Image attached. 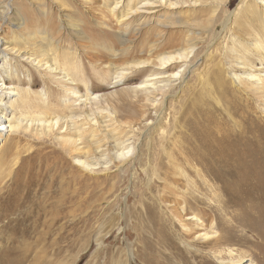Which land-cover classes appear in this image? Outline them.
<instances>
[{
    "label": "rangeland",
    "instance_id": "obj_1",
    "mask_svg": "<svg viewBox=\"0 0 264 264\" xmlns=\"http://www.w3.org/2000/svg\"><path fill=\"white\" fill-rule=\"evenodd\" d=\"M115 1L0 0V70L35 105L27 116L58 118L52 132L36 122L0 140V214L12 210L0 227L40 215L49 238L31 259L46 264H171L169 249L143 238L146 226L165 214L179 233L197 215L204 225L182 238L193 248L231 247L245 264H264V98L241 52L261 53L264 33L241 0L156 3L123 25L107 12ZM141 1L123 0L119 15ZM191 44L184 77L162 70L142 99L141 82L157 70L142 75L133 64ZM29 218L14 227L33 225ZM205 232L222 242L195 238Z\"/></svg>",
    "mask_w": 264,
    "mask_h": 264
},
{
    "label": "bare ground",
    "instance_id": "obj_2",
    "mask_svg": "<svg viewBox=\"0 0 264 264\" xmlns=\"http://www.w3.org/2000/svg\"><path fill=\"white\" fill-rule=\"evenodd\" d=\"M122 2L123 0H116L114 2L115 6L113 8L110 7L107 11L108 13H111V15L117 16L118 21L121 25L125 24V22L122 21L124 17L127 18L130 14L138 13V11L143 7H149V6H153L156 3H160V5L162 6L164 5L169 8H172L171 6L178 4V0L177 2H171V1L169 2L168 0H142L141 1L142 7H137L136 3L134 2L133 5L128 8L127 12L122 13L121 11V14L119 15V10H120L119 4H121ZM218 2L221 3L223 2V0H218ZM239 8H243L244 14L246 16H249L251 20H254L259 30L264 33V0H253L252 2H248L247 0H241L239 4ZM228 18L229 19L226 20L224 24V30H223L227 32L231 28L229 27L230 25L228 24V21L231 18L230 16ZM141 24H144V22ZM184 40L185 38H179L176 40V43L181 44ZM154 46L155 45H153V47L151 46V48H154ZM236 49L238 48L236 47ZM262 50L263 51L258 55H256V57H253L254 54H252L251 51L242 50L241 52L244 53V57L242 58L243 62L250 65L251 73H250V78H248V82H250L251 83L250 85H252V87H254L255 90L260 93V96L264 98V47ZM195 51L196 50L194 44L188 45L187 49H184V51H178L174 49L164 51L157 55L156 60L152 61L149 58L143 59L140 62L134 63L133 68L134 70H137L138 73L140 72L142 73V75H144L143 73H147V71L149 70L148 67H154L155 70L157 71L154 70H153L154 72L151 71L150 74H147L148 77L149 76L153 77L161 73H165L164 71H162L165 69L177 68L175 70H171L170 77L172 78L177 77L182 79L186 74L188 67L190 66V61L191 58L193 57V54H195ZM245 52L247 53L245 54ZM1 55H3V57H7L5 56L6 54L4 50H0V59L3 58L1 57ZM23 57H25V55H22V58ZM29 58L30 56L28 57V59ZM34 60H36V58ZM150 60L152 61L151 64H150L151 62ZM256 61L257 62L259 61L260 64H262V67L257 68V65L254 64ZM34 62L35 61H33V63ZM183 66L185 67L183 70H181L180 68H182ZM49 68L53 70V67L51 65L49 66ZM123 70L118 72V77L120 78V81L122 79H126L127 75L129 74V72ZM153 79L155 78L154 77L150 79L147 78L146 80L141 82L142 85L144 84L146 86L145 90L147 91L145 95H141L140 97L146 101H149V99L146 97L147 93L149 94L154 92L153 85H155V83L151 82ZM0 83H2V85L0 86V140L3 139V135L5 133H10L11 139L14 140V138H16V135L18 133L20 135V133L26 131L27 128H31L33 124H36V122L38 124L40 122L41 125H45V123L48 121L47 122L48 131L52 132L55 129V126L58 125V118L57 119L52 118L50 120H47L40 118V116H36L37 117L36 118V117H29L26 115L27 111L33 108L35 105L28 102L26 98H23L19 91L16 92V90L13 89L12 80L10 79L7 80V78L4 77V75L2 74L1 70H0ZM158 94H162L163 96H165L167 95V91L165 88H161L159 89ZM156 100H158V98L154 96L153 101ZM7 146L4 147V149H7L9 151L11 149V145H9L8 147ZM17 191L18 190L14 188V190H9L8 192H6V195L11 196L13 192H17ZM1 196L2 195H0V205H1V200L5 198ZM17 209L14 208V210ZM10 214H12L11 209L1 213L0 217L8 216ZM36 217H33V215L30 214V216L25 215V217L23 218L20 217L9 218L8 222L2 225V227H0V264H27V262L29 261L31 262L28 264H46L45 260L41 259L38 254H36L38 255L37 258L32 257L31 259V253L34 251V248H38V247L41 248L40 245L46 243L43 242V240L45 241L47 238H49L47 237L49 235L48 232L44 231V229L43 230L39 229V222L41 221V216L37 215ZM26 218L35 220V223L33 225H26L25 227L18 229L17 227L16 228L14 227V223H18L22 220L25 221ZM186 220L191 221V223L184 224L182 227V231L177 233L178 229H176V223L174 219L165 217V214L157 213V215L154 218L150 219L151 224L150 223L149 224L151 225V227L149 225L146 226V233L143 234V238H146L147 236V240H149L148 242L155 244L157 251L163 249L164 250L169 249L170 251L168 253L166 252V259L169 260V262L172 261L171 264L173 263L178 264V262L180 264H195L193 261L189 260L190 259L189 257H191L189 256V254L193 256L194 260L197 261V264H215L213 262L214 260L218 264H245L247 262L248 259L246 260L245 255L236 253L235 250L231 247H228L224 250H219L217 247H213V250H209L208 252L200 250L198 248H193L189 242L184 241L182 238L186 236H190L193 233V231L195 232V229L200 227L203 224V221H201V219L197 215H191V216L189 215L188 217H186ZM196 237L198 238L203 237L208 240L216 237L215 245H218L219 243L222 242L221 237H217V234L209 235V233L205 232V233L197 234L195 238ZM33 238L35 239L33 240ZM57 242L58 239L53 240L54 244H56ZM180 242L184 243L187 246L186 250L183 248L181 249ZM184 251H186V253L187 252L189 253V254L185 253L188 259H184L185 258L183 256L185 255L183 253ZM210 258H212L213 261ZM180 259L182 263L180 262Z\"/></svg>",
    "mask_w": 264,
    "mask_h": 264
}]
</instances>
